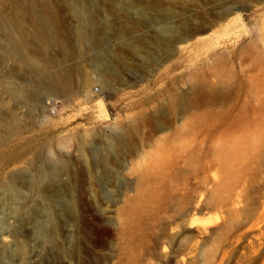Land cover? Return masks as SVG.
I'll return each mask as SVG.
<instances>
[{"label": "rangeland", "instance_id": "374dc122", "mask_svg": "<svg viewBox=\"0 0 264 264\" xmlns=\"http://www.w3.org/2000/svg\"><path fill=\"white\" fill-rule=\"evenodd\" d=\"M34 1L57 45L38 50L10 0L0 43L67 86L0 46V264H264V0Z\"/></svg>", "mask_w": 264, "mask_h": 264}, {"label": "bare ground", "instance_id": "6f19581e", "mask_svg": "<svg viewBox=\"0 0 264 264\" xmlns=\"http://www.w3.org/2000/svg\"><path fill=\"white\" fill-rule=\"evenodd\" d=\"M1 1L2 0H0V2ZM10 1L12 4V11H13V17H14V18H12V21L15 22V11H16L17 17H18V22H17L18 24L22 23L25 19H28L29 22L34 26V32L32 34V38L34 39L35 43L37 44V47L39 46L38 50L40 49V51L41 50L45 51L47 49V46L50 43H56V45H57L58 38H57L56 34L51 31L52 25L55 21L54 22L51 21L49 19V17L44 16V15H42L40 17L36 16L37 11H40V9L44 10L48 7L44 1H42L40 3H37L34 0H10ZM95 2H96V0H82V4L84 7H86L88 5H90L91 7H94ZM169 14H170L169 17H171V11L169 12ZM233 21L236 22L237 20H235V18H234ZM160 29H161L162 33L167 34V35H171V34L175 33V29L171 26V23H169V22H163L160 26ZM1 45H3V44L0 43V46ZM65 47H66V51H67L66 53L71 54V51L69 50V48L67 47L66 44H65ZM65 47H63V48L65 49ZM2 50L9 53V54L16 55L20 58H23V60L26 62V64L28 66L35 69V71L39 75L44 77L45 83L47 85H49L50 87L51 86L52 87L53 86L54 87L59 86L62 89L66 90L67 85L63 82L62 75L60 73L49 72V71H47V69L44 65L38 63L35 59V55H38L37 53H39V51H37V49L35 50L31 46V44L28 43L27 41H25L24 39H21L19 37L12 38V36L8 37V39L5 42V45L2 46ZM64 81L66 82V80H64ZM102 99L98 100V104H99V107L101 109V112L105 115V117H108L106 110H105L104 102ZM91 100H92V98H91ZM51 102H52V98H50L48 104H50ZM109 140H110L109 145H108L109 153L116 154L118 152V150L125 148L126 139H125V134L122 131L119 130V132L118 131L115 132L114 135L112 134V136H110ZM103 160H104V163H106L108 161V155H107V157L104 156ZM51 164H53V163H51ZM48 168L49 169L47 170V172L45 174V175H48V177L46 176V178H48L51 185L52 184L56 185L59 182V180H58L59 175L62 174L63 172H65V169L62 166L55 165V164L51 165V167H48ZM20 178H21L20 176H13L11 178V180L9 181V183L3 186L4 191L6 193V196H7L8 200L11 204H15V198L19 197V194H18L16 187H15V182H16V180H18ZM37 183H38V179H32L31 183H30L32 185L31 187H36ZM49 210L51 211L50 208H49ZM49 210H47L45 212L47 214V218L49 219V221H51V218H50L51 212ZM35 212L36 211L30 212L29 216L30 217L35 216L36 215ZM19 213H21V206L20 205L16 209V214H19ZM11 216H12V218H15V209L13 210V213ZM29 216H27V217H29ZM45 223H47V222H45ZM49 223H51V226L49 229H46L44 227L43 223L41 224L40 222L36 221V223L34 225L35 230L38 233H40L41 235H44L45 233L50 231L51 233L49 232V235L50 234L52 235L56 226H55V224H52L53 222H49ZM4 233H6V232L3 230L2 225H1L0 236H3ZM45 236H46V234H45ZM3 252L4 251H2V253Z\"/></svg>", "mask_w": 264, "mask_h": 264}, {"label": "built area", "instance_id": "2783aa9c", "mask_svg": "<svg viewBox=\"0 0 264 264\" xmlns=\"http://www.w3.org/2000/svg\"><path fill=\"white\" fill-rule=\"evenodd\" d=\"M95 90H96V91H98V89H97V88H96ZM47 103H48V102H47ZM47 105H48V106H50L51 104H47Z\"/></svg>", "mask_w": 264, "mask_h": 264}]
</instances>
